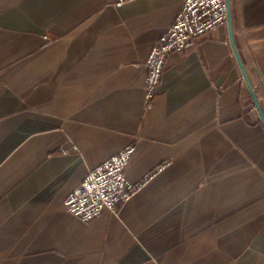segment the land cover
Listing matches in <instances>:
<instances>
[{
  "label": "crops",
  "instance_id": "crops-1",
  "mask_svg": "<svg viewBox=\"0 0 264 264\" xmlns=\"http://www.w3.org/2000/svg\"><path fill=\"white\" fill-rule=\"evenodd\" d=\"M183 0H0V264H264V124L227 22L146 59ZM264 115V0H229ZM135 152L126 202L82 221L87 172Z\"/></svg>",
  "mask_w": 264,
  "mask_h": 264
},
{
  "label": "built area",
  "instance_id": "built-area-1",
  "mask_svg": "<svg viewBox=\"0 0 264 264\" xmlns=\"http://www.w3.org/2000/svg\"><path fill=\"white\" fill-rule=\"evenodd\" d=\"M115 1L123 3L131 0ZM226 22V0H183L174 22L152 44L148 53L144 84L147 107L153 104L167 56L172 52H182L196 37ZM134 152L135 146L129 144L89 170L65 199V209L82 221L94 219L104 209L114 211L118 204L128 201L148 179L167 165L163 163L142 180L131 182L126 169Z\"/></svg>",
  "mask_w": 264,
  "mask_h": 264
},
{
  "label": "water",
  "instance_id": "water-1",
  "mask_svg": "<svg viewBox=\"0 0 264 264\" xmlns=\"http://www.w3.org/2000/svg\"><path fill=\"white\" fill-rule=\"evenodd\" d=\"M226 3H227V24H228V27H229L230 42L232 44V48L234 50V54H235V57L237 59V62H238L239 66H240V69L242 71V75H243L244 81L246 82V84H247V86H248V88H249V90H250V92L252 94L253 102H254V104H255L258 112H259L260 119H261L262 123L264 124V115H263V113H262V111L260 109V106L258 104L257 98H256V96H255V94L253 92L252 86H251V84H250V82L248 80V77H247L246 71L244 69V66H243V64H242V62L240 60V57H239L238 52L236 50V47L234 45L232 26H231V13H230L229 0H226Z\"/></svg>",
  "mask_w": 264,
  "mask_h": 264
}]
</instances>
